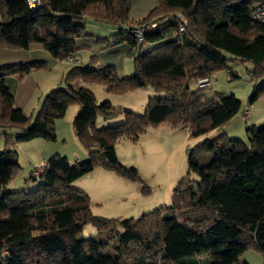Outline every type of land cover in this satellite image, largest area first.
I'll list each match as a JSON object with an SVG mask.
<instances>
[{"label":"trees","instance_id":"trees-1","mask_svg":"<svg viewBox=\"0 0 264 264\" xmlns=\"http://www.w3.org/2000/svg\"><path fill=\"white\" fill-rule=\"evenodd\" d=\"M257 1L157 0L134 19L129 0H39L35 8L25 0H0V46L26 49L39 43L56 60H71L80 50L76 41L92 36L85 27L90 20L116 30L97 40L125 43L134 68L130 77H118L113 65L91 56L68 72L62 87L46 93L33 122L15 105L7 78L20 79L44 67V61L0 68V130L14 128L1 132L0 264H202L194 258L202 253L208 255L204 264H250L241 260L248 249L264 257V125L246 126V142L221 132L198 144L188 155L187 175L172 192L180 205L161 206L136 219L92 214L89 197L70 185L97 165L141 181L135 168L118 161L117 140L136 141L160 123L187 128L195 137L237 114L240 101L233 94L212 92L197 81L210 83L215 70L225 66V53L262 69L264 24L251 16ZM135 24L140 40L128 30ZM79 81L101 82L108 92L150 87L166 95L148 98L144 114L123 110L122 123L97 128V113L109 118L117 110L107 100L96 103ZM262 93L264 83L253 88L249 101ZM71 102L79 105L72 127L87 159L71 164L67 157L51 155L36 189L11 190L7 185L19 163L9 147L54 139V122ZM85 224L94 226L96 235L81 239Z\"/></svg>","mask_w":264,"mask_h":264},{"label":"rangeland","instance_id":"rangeland-1","mask_svg":"<svg viewBox=\"0 0 264 264\" xmlns=\"http://www.w3.org/2000/svg\"><path fill=\"white\" fill-rule=\"evenodd\" d=\"M95 25L100 26L102 31L112 28L104 24ZM137 28L139 25L135 24L128 30L137 37L134 32ZM117 29H120V26H117ZM77 55L82 63H88L91 57L85 52ZM225 55L228 58L225 66L215 70L210 83L203 87H209L208 89L212 92L233 94L240 101L237 114L220 128L195 137L189 136L184 127L171 129L167 123H160L157 126L147 127L136 141L126 137L117 140L114 147L118 161L125 167L135 168L141 181L127 179L100 165L72 181L70 185L73 188L81 190L89 197L92 214L106 218L136 219L143 212L152 211L161 206L180 205V199L172 197V192L177 182L187 175V161L191 150H194L205 139L212 138L221 132L230 138H238L246 142L245 127L253 125L254 116L259 118L258 122H254L255 125H264V93L255 100L249 101L253 88L264 83V61L260 69L251 60H234L230 55L226 53ZM127 58L133 60L132 56ZM35 60L44 61L45 66L23 74L20 79L15 77L21 90L26 91L25 93L20 92L21 95H26L25 99H27L22 109L31 117V122L34 121L41 100L46 93L52 88L62 87L71 69L70 66L75 65L72 62L67 63L69 59L58 61L48 51H39L33 45L28 49L0 46V68ZM76 65L79 63L76 62ZM132 73L133 70H130L123 77H130ZM116 74L118 75L117 72ZM79 84L94 94L96 103L107 100L117 110V114L109 118L97 113L95 117L97 128L122 123L125 119L123 110L144 114L148 98L166 95L150 87H139L123 93H115L106 91L101 82L79 81ZM78 111L77 103H69L64 115L54 122V139L34 138L12 144L9 147L10 150L16 152L19 168L7 187L13 191L36 189L39 183L38 174L35 172L36 165H42L51 155L67 157L71 164L77 159L78 161L87 159L86 149L75 137L72 127V121ZM242 113L247 115L244 117ZM1 130L0 151L4 147L1 132L12 133L14 128L6 127ZM34 176L35 180L32 179ZM189 176L193 180L197 179L193 172H190ZM94 235H96L95 227L85 224L79 237L85 239ZM207 257L206 253L194 256L202 264L205 263ZM241 259L249 261L250 264H264L263 255L252 249L243 252Z\"/></svg>","mask_w":264,"mask_h":264},{"label":"crops","instance_id":"crops-1","mask_svg":"<svg viewBox=\"0 0 264 264\" xmlns=\"http://www.w3.org/2000/svg\"><path fill=\"white\" fill-rule=\"evenodd\" d=\"M156 2H157V0H129V15L132 18L140 17L143 14H145L146 12H148L152 7H154ZM95 24H100V23L87 20L85 27H86V30L92 36H90L86 39H79L76 41V44L80 47V50L77 52V54L85 52L87 55L94 56V58H96L97 62L101 65H113L115 68V71L118 73V77L125 76L126 72L133 70V60L127 58L130 55H129V52L126 51V49H127L126 44L125 43H119V44L108 45L104 42L98 41L97 37H109V36L113 35L116 32V30L112 27L111 29L102 31L101 27L100 26L98 27V25L96 26ZM100 32H103V33H100ZM31 45H33L34 47L39 49V51L45 50L42 47V45L39 43H33ZM31 45H29L28 48H30ZM77 59H78V55L73 57V61H70V62L67 61V63H69V64L71 62L75 63V65L70 66L71 69L76 67V66L86 64V63H82L81 59H78V60ZM76 62H78L79 65H76ZM15 77H16V74H10L7 78V84L10 87V89L14 95L15 105L22 109L23 103L27 99H25L26 95L23 96L24 94L21 95L20 92L25 93L26 91L21 90L20 85H18V83H16ZM247 112H249V110ZM251 113H252V111H251ZM242 115H244V114L242 113ZM245 115H247V114H245ZM245 115H244V117H245ZM258 120H259V118L254 116L253 121H252L253 125H255L254 122H258ZM185 129L188 131L187 128H185ZM78 151H80V150H78ZM80 152L85 154L82 151H80ZM85 156L83 158H85ZM78 160L79 159H77L76 161H78ZM241 260H245V259H241ZM245 261H247V260H245ZM247 262H249V261H247Z\"/></svg>","mask_w":264,"mask_h":264},{"label":"built area","instance_id":"built-area-1","mask_svg":"<svg viewBox=\"0 0 264 264\" xmlns=\"http://www.w3.org/2000/svg\"><path fill=\"white\" fill-rule=\"evenodd\" d=\"M26 3L30 8H35L36 6H39V0H25ZM251 16L252 19L256 22L263 23L264 24V0H258L253 4L251 7ZM154 24H151L150 27H153ZM135 34H137V38L140 40V36L142 34V31L140 28H137L134 30ZM70 60V59H69ZM209 84L208 78H201L197 81V85L199 87H203L204 85ZM42 165H36L35 172L37 174L42 172Z\"/></svg>","mask_w":264,"mask_h":264},{"label":"water","instance_id":"water-1","mask_svg":"<svg viewBox=\"0 0 264 264\" xmlns=\"http://www.w3.org/2000/svg\"><path fill=\"white\" fill-rule=\"evenodd\" d=\"M119 27V26H118Z\"/></svg>","mask_w":264,"mask_h":264}]
</instances>
